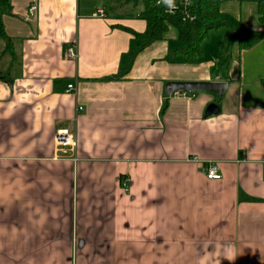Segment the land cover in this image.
Returning <instances> with one entry per match:
<instances>
[{
	"label": "crops",
	"instance_id": "crops-1",
	"mask_svg": "<svg viewBox=\"0 0 264 264\" xmlns=\"http://www.w3.org/2000/svg\"><path fill=\"white\" fill-rule=\"evenodd\" d=\"M3 1L0 264H264V44L235 43L224 69V32L186 63L169 59L184 46L174 27L136 49V3ZM224 3L223 18L264 32L256 2ZM171 82L227 90L168 96ZM59 130L75 149L56 147Z\"/></svg>",
	"mask_w": 264,
	"mask_h": 264
},
{
	"label": "trees",
	"instance_id": "trees-1",
	"mask_svg": "<svg viewBox=\"0 0 264 264\" xmlns=\"http://www.w3.org/2000/svg\"><path fill=\"white\" fill-rule=\"evenodd\" d=\"M128 3H136L143 7L141 19L147 23L144 33H133L138 41L137 48H144L151 43L161 40L169 27H174L178 32V40L184 45L181 49L170 54L169 59L182 60L186 63H197L203 56L202 44L209 39L214 31L225 30V34L219 51V60L224 69H227L231 61L232 48L235 43L240 49H249L258 43L264 44V32L253 31L244 27L241 22H231L223 18L220 0H196L198 18L191 22L181 16H167L155 8L152 0H126ZM260 21L264 22V0L256 2ZM10 14L9 6L0 0V40L6 42L5 53L12 54V43L9 40L3 16ZM134 56V54H132ZM127 72V70H126ZM125 72V73H126ZM114 78H118L115 76ZM264 87V80L262 81ZM197 93L191 94L195 96Z\"/></svg>",
	"mask_w": 264,
	"mask_h": 264
},
{
	"label": "built area",
	"instance_id": "built-area-1",
	"mask_svg": "<svg viewBox=\"0 0 264 264\" xmlns=\"http://www.w3.org/2000/svg\"><path fill=\"white\" fill-rule=\"evenodd\" d=\"M196 0H191L190 5L186 6V0H173L174 2V7L169 8V6L164 2V0H152L153 5L155 8L159 9L162 11L165 15L167 16H181L184 20H189L191 22L195 21L198 18L197 14V8L196 5L194 4ZM221 2H235V3H243V2H258L261 0H220ZM36 14V7L35 5H32L29 8V16L34 17ZM94 17H99L102 19H106L107 15L103 10H99ZM194 17V19L190 18ZM68 56L71 59H75L77 57V53L74 47L69 49ZM75 89V86L73 84L68 86V93L72 92ZM186 96H191V94L188 93H183ZM83 108L79 107L78 112H82ZM54 143L56 147L66 153L67 149H75L76 148V139L75 136L72 135L69 131L67 130H59L56 134V137L54 139ZM203 172L206 175V177L209 180H220L222 178V175L220 173V170L218 166L215 163H208L204 168ZM121 186L124 190V192L129 191V180L124 179L121 182Z\"/></svg>",
	"mask_w": 264,
	"mask_h": 264
},
{
	"label": "water",
	"instance_id": "water-1",
	"mask_svg": "<svg viewBox=\"0 0 264 264\" xmlns=\"http://www.w3.org/2000/svg\"><path fill=\"white\" fill-rule=\"evenodd\" d=\"M227 90L225 83H209V82H171L166 85V94L172 96L176 93L184 92L188 94L207 92L216 93L222 97ZM217 105H211L207 110V115L218 114Z\"/></svg>",
	"mask_w": 264,
	"mask_h": 264
},
{
	"label": "rangeland",
	"instance_id": "rangeland-1",
	"mask_svg": "<svg viewBox=\"0 0 264 264\" xmlns=\"http://www.w3.org/2000/svg\"><path fill=\"white\" fill-rule=\"evenodd\" d=\"M224 4H226V3H224ZM140 8H142L141 5H140ZM224 32H225L224 29L219 30L217 32H215V31L212 32L210 35V39H208L206 41V43H204V46L207 48L206 51H207L208 55L211 53L214 54V53H216L215 51H218L219 46H220V41H221V38L223 37Z\"/></svg>",
	"mask_w": 264,
	"mask_h": 264
},
{
	"label": "clouds",
	"instance_id": "clouds-1",
	"mask_svg": "<svg viewBox=\"0 0 264 264\" xmlns=\"http://www.w3.org/2000/svg\"><path fill=\"white\" fill-rule=\"evenodd\" d=\"M164 2L169 6V8H173L174 7V2L173 0H164ZM191 0H186V6L190 5ZM192 19H194V17H190Z\"/></svg>",
	"mask_w": 264,
	"mask_h": 264
}]
</instances>
